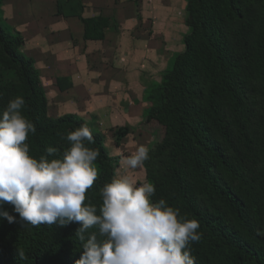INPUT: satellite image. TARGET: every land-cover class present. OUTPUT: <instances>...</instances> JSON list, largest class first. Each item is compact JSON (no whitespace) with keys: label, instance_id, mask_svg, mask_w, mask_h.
I'll return each instance as SVG.
<instances>
[{"label":"trees","instance_id":"trees-1","mask_svg":"<svg viewBox=\"0 0 264 264\" xmlns=\"http://www.w3.org/2000/svg\"><path fill=\"white\" fill-rule=\"evenodd\" d=\"M186 2L185 49L173 57L164 83L145 93L146 101L153 100L145 109L147 120L166 127L145 161L156 187L153 200L164 199L200 222L202 239L191 245L196 264H264V0ZM1 13L0 112L22 96L23 114L36 126L27 141L30 154L38 159L52 146L58 151L49 159H62L69 147L63 137L91 125L75 113L49 115L36 61L21 50L24 36ZM81 18L86 40H103L119 28L111 16ZM92 133L88 146L99 151V176L87 196L99 206L100 190L114 178L119 162L104 135ZM115 133L120 138L129 128ZM4 207L17 221L0 218V264L80 259L79 224L32 226L20 221L11 205Z\"/></svg>","mask_w":264,"mask_h":264},{"label":"clouds","instance_id":"clouds-1","mask_svg":"<svg viewBox=\"0 0 264 264\" xmlns=\"http://www.w3.org/2000/svg\"><path fill=\"white\" fill-rule=\"evenodd\" d=\"M24 106L17 96L0 112V218L17 221L5 210L9 204L32 226L79 224L83 251L76 264H196L191 245L203 235L197 219L182 216L164 199L154 201L155 185L128 174L104 184L102 202L93 204L87 192L99 176V151L88 146L94 142L91 128L84 124L63 137L69 147L62 159H49L58 151L52 146L37 159L27 142L36 126L23 114ZM148 159L149 149L141 145L121 166L141 169ZM92 228L97 231L89 232ZM19 258H26L23 251Z\"/></svg>","mask_w":264,"mask_h":264},{"label":"crops","instance_id":"crops-1","mask_svg":"<svg viewBox=\"0 0 264 264\" xmlns=\"http://www.w3.org/2000/svg\"><path fill=\"white\" fill-rule=\"evenodd\" d=\"M186 0H5L7 21L25 38L57 118L75 113L107 136L142 118L149 82L161 71L186 14ZM114 17L119 28L86 40L81 17ZM165 53V55H164ZM139 137V136H138ZM129 142V140H128ZM137 148L140 141H131ZM124 144V142H123Z\"/></svg>","mask_w":264,"mask_h":264},{"label":"rangeland","instance_id":"rangeland-1","mask_svg":"<svg viewBox=\"0 0 264 264\" xmlns=\"http://www.w3.org/2000/svg\"><path fill=\"white\" fill-rule=\"evenodd\" d=\"M3 5H4V2L0 5V9L2 11L1 13L2 19L8 22L7 21L8 19L5 17V14H4ZM186 18H187V12L182 17L180 16V19L178 20V24H179L178 33L176 35L175 40L172 43H170L172 50L165 57L166 59L164 60L163 65L161 66L162 67L161 71L157 72V74L155 75V78H153L151 82H149L148 84L149 89L158 87L159 85L164 83L165 73L168 70H170L173 57L175 56L176 53L182 52L185 49L184 37L189 31V27L186 23ZM143 98L145 99V95ZM152 101H153L152 99L147 100L148 106L152 104ZM95 121H97V119L96 120L94 119L93 122L91 123L92 130L104 135L106 145L109 148L110 154L118 158L119 163L118 165L115 166L116 169H115L114 177L117 174L119 175L128 174V175L133 176L138 181V183L151 182V180L148 177V170L145 164H144V167L141 169L131 170V169L122 167L121 160L123 157H126L132 154L141 145L146 146L149 149V151L153 149L159 142H161L164 139L166 127L163 124L155 120H152V121L147 120L146 115H145V110H143L141 120H139L133 127H131L130 137H128L127 134L122 135L120 138L117 137L115 131H117V129L119 128H117L116 130H113L112 135L107 136L106 133H102L100 130L96 128V126H94ZM135 139L140 141V143L142 144H140L137 148L130 147L131 145L130 140L133 141Z\"/></svg>","mask_w":264,"mask_h":264}]
</instances>
